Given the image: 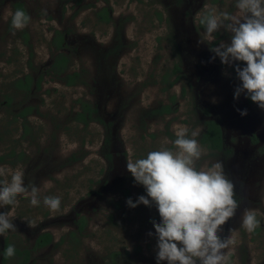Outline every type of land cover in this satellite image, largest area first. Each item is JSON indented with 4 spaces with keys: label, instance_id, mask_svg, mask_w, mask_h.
Masks as SVG:
<instances>
[{
    "label": "rangeland",
    "instance_id": "rangeland-1",
    "mask_svg": "<svg viewBox=\"0 0 264 264\" xmlns=\"http://www.w3.org/2000/svg\"><path fill=\"white\" fill-rule=\"evenodd\" d=\"M17 2L29 17L21 29L10 28ZM104 7L110 22L98 15ZM236 11L235 0H0V166L22 169L25 186H36L41 201L32 206L18 194L14 205L0 207L12 209L15 225L0 235V264L6 238L32 249L44 232L52 240L32 249L29 264H157L152 221L160 217L154 204L127 205L146 192L126 163L162 147L175 150L173 125L186 126L189 137L199 129L196 167L220 162L234 185L237 207L218 233L227 237L233 229L226 264H264V110L244 94L234 99L240 83L234 68L210 59L229 34L220 29L209 40L200 26L209 13ZM58 31L61 49L53 41ZM60 52L69 61L57 73ZM177 61L185 80L163 90V74ZM73 72L77 82L69 85ZM27 74L30 91L15 85ZM172 96L174 112H153ZM83 103L96 108L88 123L76 118ZM208 119L221 124V151L200 141ZM54 195L60 207L50 210L43 197ZM246 209L259 221L251 232L241 225ZM82 217L87 224L79 232Z\"/></svg>",
    "mask_w": 264,
    "mask_h": 264
},
{
    "label": "clouds",
    "instance_id": "clouds-1",
    "mask_svg": "<svg viewBox=\"0 0 264 264\" xmlns=\"http://www.w3.org/2000/svg\"><path fill=\"white\" fill-rule=\"evenodd\" d=\"M235 7L234 13H209L200 21L207 39L212 40L220 29L230 36L228 42L211 48L214 56L210 59L219 57L222 64L234 68L240 81L234 89V99L244 94L264 110V0H235ZM11 17V25L16 29L23 28L29 19L23 9H16ZM237 111L242 117L247 115V109ZM173 128L175 150L162 147L127 160V170L134 182L144 187L146 195H139L135 201L128 198L126 203L133 208L141 203L155 205L160 217L159 222L152 221L157 264H226L227 254L223 250L232 243L233 229H229L227 237L218 233L235 213L234 185L220 162L196 167L201 156L195 139L199 129L189 137L186 126ZM5 173L10 179L0 180V207L14 205L18 194L28 195L32 206L41 202L39 189L32 186L29 190L25 186L22 169L0 166V176ZM60 203L58 195L43 197V204L50 210L58 209ZM11 216L12 209L0 211V235L15 228ZM258 224L255 212L246 209L241 225L251 232ZM2 254L15 255L14 245H7Z\"/></svg>",
    "mask_w": 264,
    "mask_h": 264
},
{
    "label": "trees",
    "instance_id": "trees-1",
    "mask_svg": "<svg viewBox=\"0 0 264 264\" xmlns=\"http://www.w3.org/2000/svg\"><path fill=\"white\" fill-rule=\"evenodd\" d=\"M16 9H23L25 11L26 15L28 16L27 11L23 7L22 3H20V2L15 3V10ZM98 15H99L100 19L105 21V22L111 21V16L109 15V11L106 9V7L101 9L99 11ZM200 26H201V28L204 29V25H202L200 23ZM10 28H13V26L11 25V20H10ZM169 38L175 42L176 48H177V42L175 40L176 38H175L174 32L171 33V37H169ZM53 41H54L57 49H61L64 46V43H63L64 37H63L62 33H60L59 31L55 35ZM176 53L178 54V58L180 59L178 48H177ZM68 61H69L68 55H66L63 52H60L56 56V60L53 64V67L55 68L54 71L57 73L64 72L67 68ZM29 64L31 65V67H34L31 60H29ZM78 75H79L78 72H73L67 76V82L69 83V85H72V84H74V82L75 83L77 82ZM43 77H44V74H41L40 77L37 79V81L35 83L37 88H40V86L42 84ZM182 80H185V75H184L183 68H182L180 62L177 61V62H175L173 68L170 71H166V73L163 74V82L165 83L163 90H169L175 84H177L179 81H182ZM32 82H33L32 76L30 74H27L23 78H19L16 81L15 85L19 88L26 90V91H30L32 88ZM185 88H186V86H185ZM185 88H183L182 95H185V93H186ZM248 100L250 103H253L250 99H248ZM174 104H176V98H175V96H172L171 97V103L164 104L160 108L154 109L153 112L158 114V115L172 113L175 110V108L173 107ZM82 106H83V112H78L76 118L79 121H82L84 123H88L90 118H94L93 114L96 112V108H92L87 103L86 104L83 103ZM31 110H32L31 107H27V108L23 109L20 112V116L23 118H27V116L29 115ZM206 112L209 113L208 110ZM97 119L101 123H104V121L102 119H100V118H97ZM200 141L205 147H207L211 150H216V151L223 150V148H224L223 131H222L221 125L219 124V122L217 120L208 119L206 121V128H205L204 132L202 133ZM255 141H256V139H255ZM78 223H79L78 231L83 232L85 229V226L87 224V220L82 217L78 221ZM51 240H52L51 233H48V232L44 233L39 237L38 245L47 244ZM7 245L8 244H6V246ZM4 256H5V258L7 257L6 255H4Z\"/></svg>",
    "mask_w": 264,
    "mask_h": 264
},
{
    "label": "flooded vegetation",
    "instance_id": "flooded-vegetation-1",
    "mask_svg": "<svg viewBox=\"0 0 264 264\" xmlns=\"http://www.w3.org/2000/svg\"><path fill=\"white\" fill-rule=\"evenodd\" d=\"M184 85H185V83H184ZM181 93H183V88H182V92ZM223 138H224V133H223ZM44 233H47V232H44ZM44 233H42V234H44ZM48 233H51V232H48ZM41 235H39L37 237V239L35 241V245H34V247L32 249L38 248V247H43V246L46 245V244H44V245H38V239H39V237ZM51 236L53 237L52 233H51ZM6 244L13 245L9 238H6V240L4 242V245H3V249L6 247ZM14 247H15V255H13L12 257H8L7 256L5 258L4 254H2V251H1V254H2V263L1 264H29L30 263V259H31V255H32V249H29L27 247H17V246H14Z\"/></svg>",
    "mask_w": 264,
    "mask_h": 264
}]
</instances>
